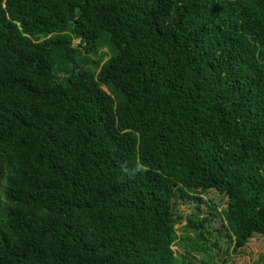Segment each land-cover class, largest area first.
Returning <instances> with one entry per match:
<instances>
[{"label":"trees","instance_id":"16d2710c","mask_svg":"<svg viewBox=\"0 0 264 264\" xmlns=\"http://www.w3.org/2000/svg\"><path fill=\"white\" fill-rule=\"evenodd\" d=\"M209 190L264 242V0H0V264H186Z\"/></svg>","mask_w":264,"mask_h":264},{"label":"rangeland","instance_id":"374dc122","mask_svg":"<svg viewBox=\"0 0 264 264\" xmlns=\"http://www.w3.org/2000/svg\"><path fill=\"white\" fill-rule=\"evenodd\" d=\"M200 198L202 201L198 203V220L206 219L209 223L200 230L202 233L200 238L197 233L191 231L187 236L198 245L205 243L209 251L193 252L189 241L180 239L181 234L177 232L178 240L172 248L176 257L183 256L186 264H264V242L258 235L253 236L244 248L233 250L234 245L229 241L226 223L222 218V213L227 207V197L209 190L200 194ZM176 211L182 220V225L185 226L187 218L195 215L196 202L177 200Z\"/></svg>","mask_w":264,"mask_h":264}]
</instances>
